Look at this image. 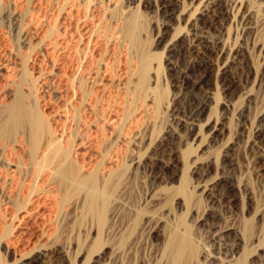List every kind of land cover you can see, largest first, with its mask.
<instances>
[{
  "label": "rangeland",
  "instance_id": "374dc122",
  "mask_svg": "<svg viewBox=\"0 0 264 264\" xmlns=\"http://www.w3.org/2000/svg\"><path fill=\"white\" fill-rule=\"evenodd\" d=\"M82 59L92 107L47 89L55 63ZM0 66V93L22 88L47 116L83 119L82 163L114 160L119 174L101 226L72 196L17 225L14 190L0 191V264H264V0H0ZM185 233L195 252L174 258L167 241Z\"/></svg>",
  "mask_w": 264,
  "mask_h": 264
},
{
  "label": "bare ground",
  "instance_id": "6f19581e",
  "mask_svg": "<svg viewBox=\"0 0 264 264\" xmlns=\"http://www.w3.org/2000/svg\"><path fill=\"white\" fill-rule=\"evenodd\" d=\"M83 24H85V22ZM82 27L86 28L85 25H82ZM123 34L130 42H138L133 20L127 23L123 30ZM139 54L141 55V53ZM82 63V69L80 68L81 71L77 65L69 63L67 60L60 61L59 64L55 63L53 65L57 71L55 70L56 72L47 89L49 88L50 90L54 89L57 91L59 94L58 99L61 100L63 104L70 103L71 101L74 103L75 100H80L81 106L83 107H92L94 104L93 99L83 98L89 90L86 84L90 83L93 85L92 83L94 82L87 80L92 76H88L85 72V66H87L86 60L82 59ZM1 68L2 66H0V69ZM147 68L148 58L145 55H141L138 63L133 64L131 67L133 75L137 80L136 89L138 90L143 89L146 85ZM183 77L184 82L187 83V71L184 72L182 78ZM54 83L56 84L53 85ZM199 83V80H197L193 84L197 86ZM58 84H62V88L57 89ZM91 85L90 87H92ZM97 89L99 90V88ZM93 93H96L95 90ZM5 96H7L9 101H4L5 103H3L2 106L0 105V167L1 165L6 166V170L8 171L9 169V172L13 174H10L12 176L7 183V188L3 187V184L1 185L0 183V191L5 189L9 194L14 190L10 200L17 211L14 217L16 224L20 225L27 221V219L36 217L39 214L41 205H43L44 210L47 212L51 211V209H54L56 212H61L64 210L68 198L72 196L74 198L72 205H74L73 207L77 210L81 219L87 218L89 221H96L98 226H101L105 221L106 209L110 199L117 188L116 179L119 174H117V166L113 167V165H115L112 163L114 160L112 161L110 159L112 162L109 161V163L104 166H100V163L97 164L95 161H93L95 163L89 162V164L82 163V153L85 150L80 152L83 140L79 133L82 130L83 119L81 120L77 118V116L75 117L66 111L55 112L47 116L41 111L43 106L40 110V107L37 105L38 103L36 104L30 101L29 94L23 91L22 88H18L14 92L11 90L6 93H0V99ZM76 104L77 103H75V106ZM204 110L205 102H202L199 106L197 105L193 113V120L198 122L197 118L200 117V114L203 113ZM118 111L120 110L118 109ZM191 126L192 129H194L198 124L193 122ZM71 135L74 137V141L70 143L69 138ZM71 139L73 140V138ZM96 140L98 142V139ZM90 154L91 153H89V155ZM14 173L17 174L15 178ZM2 175L3 174H1V176ZM4 179L5 178H3V180ZM37 184L51 185L52 187H50L51 189H49L48 194H46V191L45 193L41 191L43 189L39 190L36 188L39 186ZM40 198H43V202L40 201ZM166 249L168 254L174 258H180L185 254L192 255L195 252L194 244L188 233L181 235L173 234L167 241ZM38 258L39 255L32 254L26 258H21L20 263L33 264Z\"/></svg>",
  "mask_w": 264,
  "mask_h": 264
}]
</instances>
